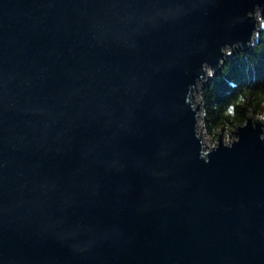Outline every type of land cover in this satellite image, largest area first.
Wrapping results in <instances>:
<instances>
[{
    "label": "water",
    "instance_id": "1",
    "mask_svg": "<svg viewBox=\"0 0 264 264\" xmlns=\"http://www.w3.org/2000/svg\"><path fill=\"white\" fill-rule=\"evenodd\" d=\"M258 9L0 0V264H264V117L207 146L194 97Z\"/></svg>",
    "mask_w": 264,
    "mask_h": 264
},
{
    "label": "trees",
    "instance_id": "2",
    "mask_svg": "<svg viewBox=\"0 0 264 264\" xmlns=\"http://www.w3.org/2000/svg\"><path fill=\"white\" fill-rule=\"evenodd\" d=\"M261 30L249 50L237 48L202 89L204 127L212 140L233 133L248 115L264 117V11Z\"/></svg>",
    "mask_w": 264,
    "mask_h": 264
},
{
    "label": "rangeland",
    "instance_id": "3",
    "mask_svg": "<svg viewBox=\"0 0 264 264\" xmlns=\"http://www.w3.org/2000/svg\"><path fill=\"white\" fill-rule=\"evenodd\" d=\"M263 13V11H261L260 9H258V10H256V15H257V17L259 18V26L260 25H262V18H261V14ZM256 38H257V36L253 39L254 41L251 43V45L249 46V48L247 49V50H249V49H251L252 48V46H253V44H254V42H255V40H256ZM239 48H241V47H239ZM237 49V47L235 48L234 47V49L232 48V49H230V48H228L227 49V57L226 58H228L229 56L231 57L233 54H234V52H235V50ZM224 62H225V60H223V63H222V66H221V68L223 67V64H224ZM219 70L220 69H218V72H219ZM214 73H216L215 72V70L212 68V67H210V65H207V70H206V78H204V80H202L201 82H200V85L198 86V91H196V93H195V102L196 103H199V105H200V108H199V113H200V116H199V118H198V122H197V126H198V129L199 130H202L203 131V141H204V143L208 146V145H211V144H215V143H217L218 142V139H216V140H212V138L208 135V133L206 132V129H205V127H204V108H203V96H202V91H203V89H202V87H203V85H204V83L206 82V80H208V78L209 77H211ZM197 98V99H196ZM236 129H237V127H236ZM235 129V130H236ZM223 133V132H222ZM223 135H224V133H223ZM234 135V132L233 133H230V134H228V135H224V138H225V140H232V136ZM205 138V139H204Z\"/></svg>",
    "mask_w": 264,
    "mask_h": 264
},
{
    "label": "bare ground",
    "instance_id": "4",
    "mask_svg": "<svg viewBox=\"0 0 264 264\" xmlns=\"http://www.w3.org/2000/svg\"><path fill=\"white\" fill-rule=\"evenodd\" d=\"M201 81H202V80H201ZM201 81L198 82V84H197L198 86L200 85V82H201ZM198 86H197V87H198ZM197 89H199V88H197ZM197 89L195 90V93H196V91H198ZM196 99H197V98H196ZM203 135H204V134H203ZM203 135H202V137H204ZM204 139H205V138H204Z\"/></svg>",
    "mask_w": 264,
    "mask_h": 264
}]
</instances>
